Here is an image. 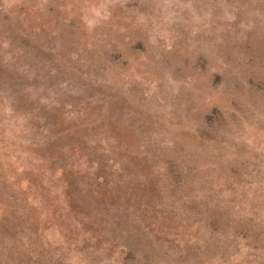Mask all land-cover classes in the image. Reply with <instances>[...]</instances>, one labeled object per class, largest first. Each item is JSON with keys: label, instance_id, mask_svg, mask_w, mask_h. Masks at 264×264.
I'll return each mask as SVG.
<instances>
[{"label": "rangeland", "instance_id": "374dc122", "mask_svg": "<svg viewBox=\"0 0 264 264\" xmlns=\"http://www.w3.org/2000/svg\"><path fill=\"white\" fill-rule=\"evenodd\" d=\"M0 264H264V0H0Z\"/></svg>", "mask_w": 264, "mask_h": 264}]
</instances>
